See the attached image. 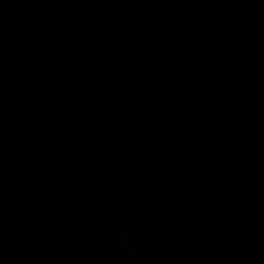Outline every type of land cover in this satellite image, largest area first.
<instances>
[{"label": "water", "instance_id": "95a60500", "mask_svg": "<svg viewBox=\"0 0 264 264\" xmlns=\"http://www.w3.org/2000/svg\"><path fill=\"white\" fill-rule=\"evenodd\" d=\"M0 264H264V0H0Z\"/></svg>", "mask_w": 264, "mask_h": 264}]
</instances>
